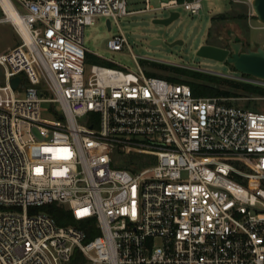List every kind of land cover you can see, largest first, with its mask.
I'll use <instances>...</instances> for the list:
<instances>
[{
	"label": "built area",
	"instance_id": "1",
	"mask_svg": "<svg viewBox=\"0 0 264 264\" xmlns=\"http://www.w3.org/2000/svg\"><path fill=\"white\" fill-rule=\"evenodd\" d=\"M143 2L0 0L20 39L0 52V264H264V110L194 96L138 64L86 72L95 16L201 9ZM124 43L120 31L106 46ZM132 153L153 165L122 159ZM50 203L71 220L37 208Z\"/></svg>",
	"mask_w": 264,
	"mask_h": 264
},
{
	"label": "rangeland",
	"instance_id": "2",
	"mask_svg": "<svg viewBox=\"0 0 264 264\" xmlns=\"http://www.w3.org/2000/svg\"><path fill=\"white\" fill-rule=\"evenodd\" d=\"M201 9L198 13H190L182 6H176L173 10L178 12V17L168 25L152 23L154 17H164L171 10H157L127 13L108 17L110 27L106 25L107 16H95L91 24L83 27V46L87 60L86 72L90 65L98 64L107 67L129 69L136 71L137 64L145 74L150 71L167 79L166 75H175L191 81L185 75H179L174 70H162L160 65L177 66L193 71H199L217 77H224L238 81L249 82L264 86V80L251 76H244L234 70L225 61L220 62L196 55V49L200 44L216 42L219 46H225L230 36L242 42L243 47L255 48L264 45V25L257 21L250 6V0H200ZM154 6L159 0H150ZM144 6L143 0H126V10H135ZM229 11L240 13L241 17L227 20L217 30V22L211 21V17L218 13ZM244 15V16H243ZM1 16V12H0ZM211 28V32L209 29ZM123 33L126 43L120 50H111L106 46V41L114 34ZM153 38L160 39L159 43H151ZM179 39L181 43L170 45L169 43ZM19 36L13 26L8 22H0V52H4L19 42ZM136 58V62L133 56ZM0 67V79H1ZM168 80V79H167ZM37 87H39L37 85ZM224 87V86H223ZM6 92L0 90V100L6 99ZM247 101H249L247 103ZM228 102L240 106H248L252 109L264 110V96L243 95L230 98ZM49 103H41L39 117L43 121H54L55 117L49 110ZM32 153L34 150L31 151ZM124 161L133 160L139 167H149L154 163L151 155H124ZM75 264H82L80 261Z\"/></svg>",
	"mask_w": 264,
	"mask_h": 264
},
{
	"label": "trees",
	"instance_id": "3",
	"mask_svg": "<svg viewBox=\"0 0 264 264\" xmlns=\"http://www.w3.org/2000/svg\"><path fill=\"white\" fill-rule=\"evenodd\" d=\"M242 14L240 13H230L229 11L218 13L211 17V21L217 22L218 25L216 29L218 30L220 25H224V23L233 18H239ZM244 16V15H243ZM211 32V28L209 29ZM209 44L218 45L216 42H210ZM219 46V45H218ZM87 60V55H86ZM162 70H174L179 75H185L190 77L192 80L188 81L186 79H182L175 75H166L165 77L175 83H186L189 85L191 89V93L194 96H216V97H239L243 95H257L264 96V86L238 81L234 79H228L224 77H217L215 75H209L206 73H202L199 71H193L190 69H185L177 66H166L160 65ZM149 75H157L155 72L150 71ZM244 75V74H242ZM247 76V75H244ZM224 86V87H223ZM249 101H247L248 103ZM248 107V106H245ZM37 208H41L46 210L51 216H53L58 224H65L71 220L69 215V211L63 209L61 206H57L54 203L45 204L37 206ZM91 234V233H90Z\"/></svg>",
	"mask_w": 264,
	"mask_h": 264
},
{
	"label": "water",
	"instance_id": "4",
	"mask_svg": "<svg viewBox=\"0 0 264 264\" xmlns=\"http://www.w3.org/2000/svg\"><path fill=\"white\" fill-rule=\"evenodd\" d=\"M250 6L258 22L264 24V0H250ZM178 17L177 11H170L167 16L154 17L152 23L168 25ZM109 28V20H106ZM160 39L153 38L151 43H159ZM176 39L170 42V45L181 43ZM196 55L223 62L232 66L240 74L264 80V45H257L255 48L243 47L242 42L235 40L231 35L225 46L204 43L196 49ZM19 82V76H14L10 80L11 87L16 88Z\"/></svg>",
	"mask_w": 264,
	"mask_h": 264
},
{
	"label": "bare ground",
	"instance_id": "5",
	"mask_svg": "<svg viewBox=\"0 0 264 264\" xmlns=\"http://www.w3.org/2000/svg\"><path fill=\"white\" fill-rule=\"evenodd\" d=\"M4 8H5V10H6L7 14H8V17L11 18L13 20V22L17 24V26L21 30V32L23 34H25V30H24L23 24L21 23L19 17L17 16L16 12L11 8L9 3L5 2L4 3Z\"/></svg>",
	"mask_w": 264,
	"mask_h": 264
}]
</instances>
